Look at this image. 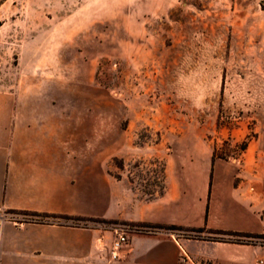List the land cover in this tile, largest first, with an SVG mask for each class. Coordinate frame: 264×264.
Returning <instances> with one entry per match:
<instances>
[{
    "label": "rangeland",
    "instance_id": "1",
    "mask_svg": "<svg viewBox=\"0 0 264 264\" xmlns=\"http://www.w3.org/2000/svg\"><path fill=\"white\" fill-rule=\"evenodd\" d=\"M0 21V91L104 113L107 169L144 197L163 193L166 158L264 155V0H8ZM35 36L57 44L31 70Z\"/></svg>",
    "mask_w": 264,
    "mask_h": 264
},
{
    "label": "crops",
    "instance_id": "2",
    "mask_svg": "<svg viewBox=\"0 0 264 264\" xmlns=\"http://www.w3.org/2000/svg\"><path fill=\"white\" fill-rule=\"evenodd\" d=\"M51 44L56 37L30 39L23 53L31 70L44 68L38 61ZM104 115L59 109L51 95L34 89L0 91V264H258L264 258L260 243L217 242L209 233L264 235L261 152L250 145L243 166L213 159L210 145L202 158H166L164 192L144 197L127 176L107 169L99 136ZM11 211L57 218L3 214ZM94 220L204 232L136 235L125 258L114 261L113 234Z\"/></svg>",
    "mask_w": 264,
    "mask_h": 264
},
{
    "label": "trees",
    "instance_id": "3",
    "mask_svg": "<svg viewBox=\"0 0 264 264\" xmlns=\"http://www.w3.org/2000/svg\"><path fill=\"white\" fill-rule=\"evenodd\" d=\"M8 0H0V8L7 2ZM3 26V22L0 21V27ZM215 159V157H213ZM120 178V177H117ZM164 192V190H163ZM9 213L21 214L27 217H31L32 219H37V221H43L46 218H57L55 216H47V215H38L32 213H22V212H14L11 211ZM95 223L99 224H130L133 226H138L141 228H149L153 230L158 229H165L167 231H184L187 233H194L195 237H198L197 234L204 232L203 230H189L184 228H178L175 226H155L151 224L141 223V224H134V223H119V222H108L105 220H94ZM212 235L211 240L217 242H236V243H253L252 239H263L264 235H253V234H244V233H234V232H225V231H209ZM140 235H151V234H140ZM249 239V240H247Z\"/></svg>",
    "mask_w": 264,
    "mask_h": 264
},
{
    "label": "built area",
    "instance_id": "4",
    "mask_svg": "<svg viewBox=\"0 0 264 264\" xmlns=\"http://www.w3.org/2000/svg\"><path fill=\"white\" fill-rule=\"evenodd\" d=\"M234 164L240 163V160H233ZM113 234V243H112V256L114 261H122L124 256V251L129 246L130 241L136 235L140 234H154L158 230H153L149 228H141L138 226H133L130 224H112L108 228ZM257 243V242H255ZM258 264H264V258L258 261Z\"/></svg>",
    "mask_w": 264,
    "mask_h": 264
}]
</instances>
